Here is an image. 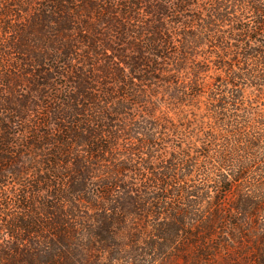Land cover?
<instances>
[{
    "label": "trees",
    "instance_id": "1",
    "mask_svg": "<svg viewBox=\"0 0 264 264\" xmlns=\"http://www.w3.org/2000/svg\"><path fill=\"white\" fill-rule=\"evenodd\" d=\"M2 235L0 264H264V0H0Z\"/></svg>",
    "mask_w": 264,
    "mask_h": 264
},
{
    "label": "rangeland",
    "instance_id": "2",
    "mask_svg": "<svg viewBox=\"0 0 264 264\" xmlns=\"http://www.w3.org/2000/svg\"><path fill=\"white\" fill-rule=\"evenodd\" d=\"M207 215L214 216L215 212L206 210ZM11 214H16L17 211L14 208H11L9 211ZM210 231L215 234H220L225 230L221 228V226H208L207 227ZM206 230V228H204ZM0 242H5L3 240H7L5 235H2ZM221 238V237H219ZM245 241H237V242H230L224 243L221 239H219V247L216 248V254L214 255H202L198 258H191V259H178L177 263L179 264H252V257L253 252L248 254L246 251L248 247L252 246L251 243L246 244ZM215 245V244H214ZM253 249L256 248L254 245Z\"/></svg>",
    "mask_w": 264,
    "mask_h": 264
}]
</instances>
